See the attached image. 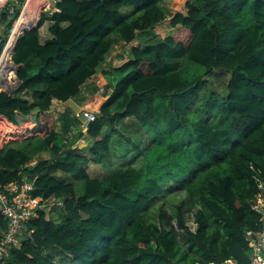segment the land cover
I'll return each mask as SVG.
<instances>
[{"label":"trees","instance_id":"1","mask_svg":"<svg viewBox=\"0 0 264 264\" xmlns=\"http://www.w3.org/2000/svg\"><path fill=\"white\" fill-rule=\"evenodd\" d=\"M160 4L60 0L59 13L19 38L11 61L21 84L0 93V190L25 167L38 203L58 205L55 217L40 211L28 223L5 264L249 262L247 233L262 229L251 167L264 177V0H187L166 37L152 34L167 13ZM46 21L51 38L41 43ZM135 41L128 61L103 69L116 45ZM215 70L230 73L223 101L208 88ZM91 95L100 108L86 135L73 111L49 113L53 99L82 106ZM122 122L138 125L141 146L119 163L101 131L117 134ZM84 136L91 142L73 148ZM89 162L101 177L80 168ZM5 229L0 215V237Z\"/></svg>","mask_w":264,"mask_h":264},{"label":"built area","instance_id":"2","mask_svg":"<svg viewBox=\"0 0 264 264\" xmlns=\"http://www.w3.org/2000/svg\"><path fill=\"white\" fill-rule=\"evenodd\" d=\"M29 1L30 0H0V46L3 42L5 43L1 53L10 41L12 31L14 30L16 23L23 16L28 4L31 8V12H29V14L37 15V20H35V22L33 23H29L26 28L21 30V32L17 36L14 50L16 49L17 43L21 36H23L25 33L37 29L43 15L50 17L54 13L60 12L56 7V0H47L48 7H45V5H42L39 1H31L30 3ZM46 12L49 13L45 14ZM181 12H186L185 6L183 11ZM3 13H5L10 21H12V24L10 26L8 25V22L2 20ZM173 15L174 14L166 13L164 21L170 22ZM119 44H124L126 46V50L128 48L131 49L132 47H136V45L134 44H131L130 46L129 43ZM119 44L116 45L115 48H117ZM108 62L109 59L106 60L105 64H107ZM17 69L15 67V76ZM89 82H91V79L89 80ZM14 90L16 89L14 88L13 91ZM67 108L68 106L66 105V101L64 102L53 99L51 101L49 113L57 118L60 114L65 112ZM98 112L99 110L93 111L87 107H81L74 112V116L79 122L80 129L84 135L87 133V130L89 128L87 127V124L90 123L91 125V123L96 120V118L98 117ZM33 160L28 163L29 166H32L35 163L33 162ZM23 168L25 167H22L21 169L23 170ZM251 169H253L254 171H258L253 176L256 184V193L252 200V209L261 215L260 221L262 222V229L257 233H247V241L250 249V257L247 264H264V258L262 257V254H264V177L261 176L259 170H255L253 167H251ZM22 170L19 171V178L17 180L4 185L0 190V215L3 216L4 220L6 221V229L4 232H2V235L0 237V264H5L7 258H9L11 254V251L13 249L21 248L23 241L25 239L27 240L30 237L32 231H28V223L31 220L37 218L40 214V211H47L45 213L49 218L50 216L48 212L58 205V202H47L43 204L38 203L37 199H35L32 195L34 187L29 181L27 175L23 173ZM59 205H61V203H59ZM221 264L241 263H238L233 259H228Z\"/></svg>","mask_w":264,"mask_h":264},{"label":"rangeland","instance_id":"3","mask_svg":"<svg viewBox=\"0 0 264 264\" xmlns=\"http://www.w3.org/2000/svg\"><path fill=\"white\" fill-rule=\"evenodd\" d=\"M159 1L161 2L160 7H162L165 12L170 13V14H176L177 12L183 11L187 0H159ZM48 13L49 12H46L45 14H48ZM26 14L27 13H24L23 16H26ZM123 14L126 17H129L128 19H131L133 17V16H131V10L129 8L123 9ZM43 16H45V15H43ZM49 26H50V23H48L46 21L39 30L40 35L44 34V36L50 37L48 31H46V28ZM175 31H176V29L171 28L168 21H164L162 24L157 25L152 30V34L155 36H158V37H162V36L166 37V36L173 34ZM141 36L147 37V36H149V34H146V36H144L142 34ZM134 45H137V43ZM11 63H12V61H11ZM122 63L123 62L118 61V65L122 64ZM206 78L208 79V88L212 93L211 94L212 97L217 99V100L223 101L227 95L226 85H227V81L230 78V73L227 71H223V70H215L214 72L209 74ZM88 102L89 101L85 102V107L87 106ZM101 103H102V101H101ZM98 108H100V107H98ZM78 109L79 108H76V110H78ZM74 110H75V107H73V112H74ZM78 127L80 128V126H78ZM117 130H118V133L114 134L111 131L108 132L107 129L105 127H103V129L101 131V135H102V137H105V135L111 136L110 150L112 152V156L116 159L117 162H119V163L130 162L132 160V158L134 157V155H133L134 152L132 151L133 146L135 144L138 146H141V142H140L141 136H140V133L138 131V125H136L133 122H125V123L122 122V123L117 125ZM129 141H130L131 146L129 145ZM90 142H91L90 139L87 136H84L78 141L76 146H79L78 148L82 149L83 147H85L86 144H88ZM144 146H146V144H144ZM124 154L126 155V158L125 157L122 158V155H124ZM39 158L45 159L48 157H47V155H44L43 158L40 156H39ZM33 162H36V159H34ZM80 168H87L89 175L93 178H98V177H101L103 175V170H102L101 166L97 165L96 163H93V162H89L88 164H81ZM70 180L74 181L72 176H71ZM76 190H77V195H81V189L79 186H78V189H76ZM173 191H174V188H171L170 186L167 187L164 191V195L160 196L157 199L158 202L156 200L157 204H161L162 206H164L167 197L170 196V193H172ZM45 212H47V211H45ZM48 214H49L50 218L55 217L56 216V209H52L51 211L48 212ZM156 214L157 213H151L150 214L151 217H149V218L151 219ZM163 214H165V212H163ZM169 214L170 213L168 211L167 215H169ZM148 219H147V221H149ZM190 221H191V216L189 215V212H188V213H186V227L189 230V224H190L191 230L195 231L197 225L190 223ZM171 222H173V224H176L175 220H173ZM181 231H183V230L180 229V232ZM59 259H61V256H58L55 261L58 262Z\"/></svg>","mask_w":264,"mask_h":264},{"label":"bare ground","instance_id":"4","mask_svg":"<svg viewBox=\"0 0 264 264\" xmlns=\"http://www.w3.org/2000/svg\"><path fill=\"white\" fill-rule=\"evenodd\" d=\"M33 1H39L45 7H48L47 0H30L29 3ZM46 4H43L45 3ZM31 12L29 4L24 13ZM37 20V15L31 14V16H22L21 19L16 23L14 30L12 31L11 39L5 46L3 52L0 55V91L2 89L13 90L17 86V79L15 76V65L11 63L12 52L16 45V40L18 34L22 29L26 28L29 23H33ZM87 106L91 103L95 106L97 105V97L93 96L92 99L88 100ZM70 102V101H69Z\"/></svg>","mask_w":264,"mask_h":264},{"label":"crops","instance_id":"5","mask_svg":"<svg viewBox=\"0 0 264 264\" xmlns=\"http://www.w3.org/2000/svg\"><path fill=\"white\" fill-rule=\"evenodd\" d=\"M43 4H46V2L45 3H43ZM26 16L28 17V16H31V14H29V13H27L26 14ZM162 37H164V36H162ZM51 38V36L50 37H46V36H44V34H39V40H40V42L42 43V42H44L45 40H47V39H50ZM139 40V39H138ZM139 42V41H138ZM138 42L137 41H135L134 43H130V46H131V44H138ZM129 48L126 50V46L124 45V44H119V46L117 47V48H115L114 50H113V52L108 56V58H107V60L109 59V62L107 63V64H104L103 65V69H105L104 67H108V66H118V61H121V62H126V61H128V59H129ZM123 58V59H122ZM120 65V64H119ZM102 70V69H101ZM101 70H99V72L96 74V75H94L92 78H91V82L92 81H98V78L100 77V71ZM91 82H89V84H91ZM89 84L87 85V86H89ZM95 94H97V93H95ZM95 94H93V95H95ZM93 95H91V96H93ZM97 95H100L101 97H103L101 94H97ZM105 98H108V96L107 97H105ZM92 99V98H91ZM97 105L95 106L94 104H90L89 106H86L87 108H90L91 110H93V111H96V110H99V106H100V100H99V98L97 97ZM70 101V102H69ZM66 105L68 106V108H67V110H71V111H73V107H75V110H76V108H81V107H85V103H84V105L83 106H79L74 100H72V99H70V100H68V101H66ZM75 110H74V112H75ZM46 151H41L38 155L40 156V157H42L43 158V156L44 155H47L46 153H45ZM47 157L49 158V156L47 155ZM48 158H45V159H48ZM36 161H37V159H36Z\"/></svg>","mask_w":264,"mask_h":264},{"label":"water","instance_id":"6","mask_svg":"<svg viewBox=\"0 0 264 264\" xmlns=\"http://www.w3.org/2000/svg\"><path fill=\"white\" fill-rule=\"evenodd\" d=\"M57 2H60V0H56ZM96 1H98V2H100V3H103V1L104 0H96ZM15 52V50H13V52H12V54ZM15 67H16V69L19 67V65H15ZM17 79V86L15 87V89H17L19 86H20V84H21V81L18 79V78H16ZM0 93H5V94H7V95H10V93H11V91L10 90H5V91H2V92H0ZM90 126V123H88L87 124V127H89ZM86 146V145H85ZM79 146H74L73 148H78ZM262 257L264 258V254H262Z\"/></svg>","mask_w":264,"mask_h":264},{"label":"clouds","instance_id":"7","mask_svg":"<svg viewBox=\"0 0 264 264\" xmlns=\"http://www.w3.org/2000/svg\"><path fill=\"white\" fill-rule=\"evenodd\" d=\"M157 26V25H156ZM133 43V42H132ZM130 44V43H129ZM138 45V44H137ZM137 45H136V47H137ZM129 52H130V50H129Z\"/></svg>","mask_w":264,"mask_h":264}]
</instances>
